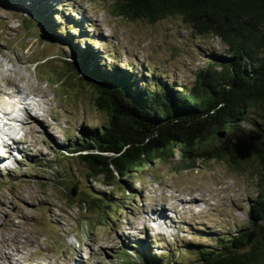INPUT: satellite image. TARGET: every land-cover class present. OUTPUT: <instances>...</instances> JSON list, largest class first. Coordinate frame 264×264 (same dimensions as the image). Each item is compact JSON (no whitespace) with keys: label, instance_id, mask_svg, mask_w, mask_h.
I'll list each match as a JSON object with an SVG mask.
<instances>
[{"label":"rangeland","instance_id":"rangeland-1","mask_svg":"<svg viewBox=\"0 0 264 264\" xmlns=\"http://www.w3.org/2000/svg\"><path fill=\"white\" fill-rule=\"evenodd\" d=\"M116 1L0 0V93L39 99L26 113L20 151L0 147V264H140L143 256L196 264L197 249L217 246L250 220L257 178L230 160L189 168L177 154L153 160L124 178V193V182L105 184L68 156L108 117L66 61L90 48L107 72L134 69L139 87L155 75L183 88L225 49L218 38L193 35L179 16L132 19L116 13ZM54 23L63 26L59 33ZM91 193L106 195L109 205L79 207ZM164 207L171 223L153 221V210Z\"/></svg>","mask_w":264,"mask_h":264},{"label":"trees","instance_id":"trees-1","mask_svg":"<svg viewBox=\"0 0 264 264\" xmlns=\"http://www.w3.org/2000/svg\"><path fill=\"white\" fill-rule=\"evenodd\" d=\"M115 8L151 23L179 16L193 35L218 38L225 49L213 53L183 88L155 75L139 87L134 69L125 74L111 66L107 72L90 48L66 61L93 86L95 102L108 117L92 135L74 141L68 156L86 163L89 176H102L105 184L124 182V193V178L174 154L185 168L216 159L253 170L257 193L249 222L222 235L217 246L197 249L196 264H264V0H117ZM62 27L53 24L56 33ZM109 202L91 193L78 206L103 208ZM121 204L111 205L119 211ZM154 260L143 256L140 264Z\"/></svg>","mask_w":264,"mask_h":264},{"label":"bare ground","instance_id":"bare-ground-1","mask_svg":"<svg viewBox=\"0 0 264 264\" xmlns=\"http://www.w3.org/2000/svg\"><path fill=\"white\" fill-rule=\"evenodd\" d=\"M10 98H8V99H4V98H2V101H4V105H5V107H7L8 108V106H10V107H12L13 105H11V104H14L13 103V101H16V102H18V104H22V103H20L19 102V100L17 99V95H14V94H11V95H8ZM16 98V99H15ZM13 100V101H12ZM18 104L16 105V107H19L18 106ZM16 107H15V111H16ZM25 108L27 109V110H31V105H25ZM19 143H21V142H18V143H14V145H8V146H10V147H12V149H14L15 151L13 152V153H15V154H17V152H19L20 150H19ZM0 163H5V162H3V160H2V157L0 156ZM188 201H190V202H194L195 201V198H191L190 200H188ZM167 212H166V209H165V207L164 208H161V209H154L153 210V214L155 215V216H152V220L154 221V219H159V223H164V224H168V223H171V221H170V217H169V215L167 214V215H165ZM164 215V216H163ZM159 216V217H158ZM168 218V219H167ZM19 226V225H18ZM10 237H12V236H10ZM10 237H9V239H10ZM7 238V237H6ZM16 239V238H15ZM4 239H2V241H3ZM12 241V240H11ZM4 242V241H3ZM21 243V242H20ZM19 243V244H20ZM25 247H27V246H25ZM18 249V248H17ZM16 249V250H17ZM41 249V248H40ZM18 251L19 252H21V249L19 250L18 249ZM8 254H10L9 256H13L12 254H14V253H12V251H9L8 252ZM23 255V254H22ZM33 255V254H32ZM28 257H29V255H28ZM30 258V257H29ZM32 259V258H31ZM34 259V258H33ZM38 259V258H37ZM14 264V263H13Z\"/></svg>","mask_w":264,"mask_h":264},{"label":"water","instance_id":"water-1","mask_svg":"<svg viewBox=\"0 0 264 264\" xmlns=\"http://www.w3.org/2000/svg\"><path fill=\"white\" fill-rule=\"evenodd\" d=\"M43 37V36H42ZM44 38H45V36H44ZM52 40V39H51ZM53 41V40H52ZM85 82H87V83H89L86 79H84L83 78V76L81 77ZM90 84V83H89ZM90 86H92L91 84H90ZM93 87V86H92Z\"/></svg>","mask_w":264,"mask_h":264}]
</instances>
